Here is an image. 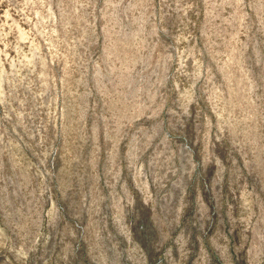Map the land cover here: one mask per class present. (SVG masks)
<instances>
[{
	"label": "rangeland",
	"instance_id": "rangeland-1",
	"mask_svg": "<svg viewBox=\"0 0 264 264\" xmlns=\"http://www.w3.org/2000/svg\"><path fill=\"white\" fill-rule=\"evenodd\" d=\"M0 264H264V0H0Z\"/></svg>",
	"mask_w": 264,
	"mask_h": 264
}]
</instances>
